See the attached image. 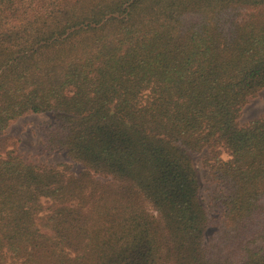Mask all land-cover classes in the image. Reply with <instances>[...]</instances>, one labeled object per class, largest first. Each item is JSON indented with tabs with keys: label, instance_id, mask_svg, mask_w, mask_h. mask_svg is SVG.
Segmentation results:
<instances>
[{
	"label": "trees",
	"instance_id": "obj_1",
	"mask_svg": "<svg viewBox=\"0 0 264 264\" xmlns=\"http://www.w3.org/2000/svg\"><path fill=\"white\" fill-rule=\"evenodd\" d=\"M262 89L264 0H0V136L79 167L0 139V264H264Z\"/></svg>",
	"mask_w": 264,
	"mask_h": 264
},
{
	"label": "rangeland",
	"instance_id": "obj_2",
	"mask_svg": "<svg viewBox=\"0 0 264 264\" xmlns=\"http://www.w3.org/2000/svg\"><path fill=\"white\" fill-rule=\"evenodd\" d=\"M260 116H264V89L255 98L243 107L238 119L240 125ZM52 117L49 114H29L13 121L2 133L0 139L9 138L7 147H10L25 162L39 166H60L66 164L73 172H77L79 167L70 162L59 152H46L40 146L41 133L47 124H51ZM206 153L202 152L193 156L194 167L200 183V197L203 203L211 208V200L215 190V183L208 168L205 165ZM214 215L218 214L217 209L212 210ZM214 228H209L206 232L209 238Z\"/></svg>",
	"mask_w": 264,
	"mask_h": 264
}]
</instances>
